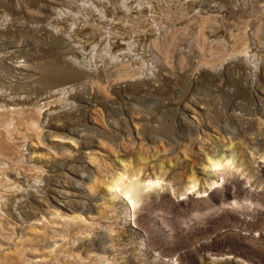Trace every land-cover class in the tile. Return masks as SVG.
I'll use <instances>...</instances> for the list:
<instances>
[{
	"label": "rangeland",
	"instance_id": "1",
	"mask_svg": "<svg viewBox=\"0 0 264 264\" xmlns=\"http://www.w3.org/2000/svg\"><path fill=\"white\" fill-rule=\"evenodd\" d=\"M107 1L143 13L60 43L82 0H0V264H264V0ZM123 171L162 185L133 207Z\"/></svg>",
	"mask_w": 264,
	"mask_h": 264
},
{
	"label": "bare ground",
	"instance_id": "2",
	"mask_svg": "<svg viewBox=\"0 0 264 264\" xmlns=\"http://www.w3.org/2000/svg\"><path fill=\"white\" fill-rule=\"evenodd\" d=\"M82 1L84 2L83 5L77 6L76 9L72 8V6H70L67 9V11L62 10V11L58 12V14H57L58 18H56L57 21L53 22L55 24L53 26L54 29L57 31L60 30L58 32V33H60V35H59L60 38L56 39L55 40L56 42H60V43H66L67 42V39L65 38V34H67L69 32V29H70L69 27H71L73 25H76L78 27V24L75 21V19H82V17L86 18L87 16H89L91 18L92 23H95L97 21L98 22H104L105 21L106 23H104V24L110 25V26H112L113 30H116V29H120L123 27L121 25L122 22L119 21V20L122 21V19L118 18L117 14L120 12V13H124L123 15H125L126 12H123V11H128V12L132 11V9H130V7L127 8V5L125 4V2H124V9H123L121 7H119V8L114 7L112 5L113 2L107 1V0H86V1L82 0ZM131 13L138 14V13H143V12L142 11H138V12L132 11ZM135 19H136V15H135ZM69 21H71V24L68 27H65L64 24L68 23ZM92 35H94V29L91 28V26H90V28L88 30L84 29L81 32H77V30H76L75 38L78 41L83 42L82 44H85L86 46H88V45L90 46V44L91 45L93 44L95 47V46H97V43L95 44V40H92L94 38V37H92ZM141 35L143 36V38L141 40L138 39L139 41H142V40L144 42L149 41L152 44L158 45L154 39V34L146 32L145 34L140 33L139 36H141ZM130 39H131V37H129V38L127 37V38H122L121 40L127 41V44H128L127 47L128 46L132 47V44H134V41L129 42ZM106 40H107V38H105L103 42L105 43ZM81 42H79V43H81ZM113 43H114L116 48L121 50V53L119 54V56H123V58H124L128 55L126 53V50L128 48L125 49V46L123 44L124 42L120 43V40H118V41H113ZM119 56H114V57L119 58ZM75 57H77V56H74V58ZM75 61H77V59H75ZM69 71H71V72H69ZM75 73L86 74V72H80V71L77 72V70L74 68L69 69V68H65L62 65H58V64L52 65L49 68V77L47 78L48 80L46 83V85L48 86L47 88L58 89L57 92L59 94L68 93L69 87L66 86V83H69L70 81H72L76 77ZM19 104H20V102H17V105H19ZM232 146H233V143L230 142V146L226 150L228 151L229 149L232 148ZM231 159H232L231 156L230 157L225 156L224 154H222L221 157H219L215 160L208 159L209 169H211V171H213V172H216L221 168L230 167L233 164ZM140 173H141V170L138 169V171H136L134 176L137 177L138 174H140ZM126 178H128L129 180L126 181ZM197 181H198L197 179H194L193 177L191 178V181H189V183L191 184L190 189H195L198 186ZM161 185H162V180L159 177L155 180L150 179L146 182V181H142L141 179H135L132 177L130 178V176H128L127 172L123 171L121 173H118V175H116V177L112 180V182L109 184V189L112 192L121 189L122 192L124 193V195L131 201V204L134 207L138 203L139 199L141 198L142 192L144 190L152 189L156 186H161Z\"/></svg>",
	"mask_w": 264,
	"mask_h": 264
}]
</instances>
